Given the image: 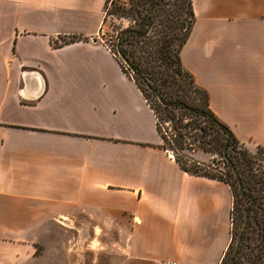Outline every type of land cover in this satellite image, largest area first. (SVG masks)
<instances>
[{"label":"crops","instance_id":"0c3cea01","mask_svg":"<svg viewBox=\"0 0 264 264\" xmlns=\"http://www.w3.org/2000/svg\"><path fill=\"white\" fill-rule=\"evenodd\" d=\"M107 2L0 0V264L30 261L50 223L82 220L125 229L120 264H221L232 190L162 148L102 38ZM191 2L182 65L235 138L264 149V0Z\"/></svg>","mask_w":264,"mask_h":264},{"label":"trees","instance_id":"16d2710c","mask_svg":"<svg viewBox=\"0 0 264 264\" xmlns=\"http://www.w3.org/2000/svg\"><path fill=\"white\" fill-rule=\"evenodd\" d=\"M113 1L108 0L106 8ZM172 1L177 0H129V10H108L109 15L128 18L138 26L121 29L111 51L125 72V64L133 70L132 78L156 115L162 148L173 150L176 162L185 172L223 180L230 186L234 195L232 220L237 199L245 202L237 242L234 243L233 235L221 264H264V149L256 147L254 154L237 140L211 110L207 91L184 69L180 54L195 16L191 0H186V11L183 6L174 5L178 9L175 13L166 9ZM78 39L71 37L62 42ZM126 73L130 76L131 72ZM151 96L155 104L150 102ZM163 123L171 127L164 130ZM180 150L220 156L232 181L216 176L215 169L214 176L206 174L202 171L207 168L204 163Z\"/></svg>","mask_w":264,"mask_h":264},{"label":"rangeland","instance_id":"374dc122","mask_svg":"<svg viewBox=\"0 0 264 264\" xmlns=\"http://www.w3.org/2000/svg\"><path fill=\"white\" fill-rule=\"evenodd\" d=\"M166 5V9L172 13H175L178 10L174 5H179L177 6L178 8L183 6L184 11L188 10L186 0L172 1ZM118 7H121L122 9L126 8L128 10L131 9L129 0H114L113 3H108L102 33V38L106 41L108 46L116 42V39H118L121 34V29L124 30L131 27H138L128 18H120L115 15L108 14V10L111 12ZM121 20L127 21V26L124 27L121 24ZM125 66L128 67L126 64ZM126 67V72L129 73L130 71L131 76L132 71ZM149 100L150 102L153 101L151 103H156L153 96H151ZM196 122L199 123L198 120ZM201 125L203 126L204 124ZM168 127H171L169 123H163L164 130H167ZM169 131L171 130L169 129ZM246 146L249 150L253 151L254 154L257 153L256 147L251 145ZM180 153L188 154L193 158L196 155L204 156L206 160L201 161V163H204L207 168H202L203 172L210 176H214L215 169L217 171L215 173L216 176L223 177L229 181L231 180V177L228 176L226 166L224 165V160L220 156L205 153L200 150L189 153L187 151L180 150ZM194 160L196 159L194 158ZM187 163L189 167L192 166L191 162ZM221 173H223L224 176H221ZM243 205H245V202H239V199H237V207L234 209L233 213L234 243L237 242L240 228L239 225L243 220ZM81 222L83 223L84 221L82 220ZM82 223L76 224V226H74V224H68V226L67 223L64 225H61V223H50L47 225L44 228V233L40 243L35 245L34 257L26 264H120L124 258L121 247L125 246L124 244L127 237L125 229L121 230V228L112 227L106 234L99 235L98 233L93 234V232H91L92 229H90L87 222L84 223L85 225H82Z\"/></svg>","mask_w":264,"mask_h":264},{"label":"built area","instance_id":"2783aa9c","mask_svg":"<svg viewBox=\"0 0 264 264\" xmlns=\"http://www.w3.org/2000/svg\"><path fill=\"white\" fill-rule=\"evenodd\" d=\"M109 49L111 50V49H113V45H111L110 47H109ZM114 54V53H113ZM115 55V54H114ZM116 56V55H115ZM130 74V73H129ZM167 152L171 155V156H174V152H173V150H167ZM163 264H176L175 262H168V263H163Z\"/></svg>","mask_w":264,"mask_h":264},{"label":"water","instance_id":"95a60500","mask_svg":"<svg viewBox=\"0 0 264 264\" xmlns=\"http://www.w3.org/2000/svg\"><path fill=\"white\" fill-rule=\"evenodd\" d=\"M131 71H133V70L131 69Z\"/></svg>","mask_w":264,"mask_h":264}]
</instances>
